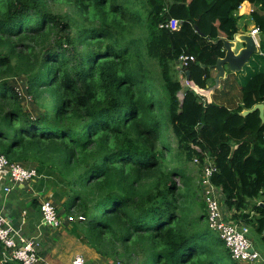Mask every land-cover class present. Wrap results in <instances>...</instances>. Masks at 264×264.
Returning a JSON list of instances; mask_svg holds the SVG:
<instances>
[{
	"label": "trees",
	"instance_id": "16d2710c",
	"mask_svg": "<svg viewBox=\"0 0 264 264\" xmlns=\"http://www.w3.org/2000/svg\"><path fill=\"white\" fill-rule=\"evenodd\" d=\"M247 1L264 35V0H0V154L62 189L69 234L111 264H237L209 226L208 160L232 219L264 244V122L243 115L264 104V40L212 102L178 69L194 56L190 81L207 90ZM171 19L178 31L161 27ZM20 76L37 117L11 83ZM0 264L23 263L0 241Z\"/></svg>",
	"mask_w": 264,
	"mask_h": 264
},
{
	"label": "built area",
	"instance_id": "2783aa9c",
	"mask_svg": "<svg viewBox=\"0 0 264 264\" xmlns=\"http://www.w3.org/2000/svg\"><path fill=\"white\" fill-rule=\"evenodd\" d=\"M180 26L181 22L177 19H171L161 25L162 28L171 31H178ZM260 32L257 27L251 31V35L254 36L259 49L261 48V40L258 39ZM191 62H195L194 56L182 55L179 58L178 69L181 71V82L183 86L191 88L196 94L204 98L203 90L198 88L192 81L187 80L185 75L186 68ZM180 96L182 97V95ZM195 149L199 150L197 147ZM195 162H198V159H195ZM215 171L216 168L213 162L208 160L202 167V176L199 182L210 228L225 242L232 259L237 264H259L264 262V255L256 249L250 236L251 226L245 222L232 219L234 211H230L226 206L222 189L213 185L212 176ZM3 172H8L16 185L32 182L39 176L36 168H27L22 164L12 163L7 157L0 154V173ZM11 191L12 188H4L6 193ZM261 204L262 202H258V205ZM40 211L46 226L55 229L61 227L62 218L51 201H44L41 204ZM67 219L69 222L74 221V218L70 216ZM79 220H84V217L80 216ZM0 241L4 246L6 257L11 260L19 261L23 264H38L42 259L39 254V245L34 240H27L21 237L20 233L11 226L5 227L0 224ZM85 263L86 260L82 255H77L72 261V264Z\"/></svg>",
	"mask_w": 264,
	"mask_h": 264
},
{
	"label": "crops",
	"instance_id": "0c3cea01",
	"mask_svg": "<svg viewBox=\"0 0 264 264\" xmlns=\"http://www.w3.org/2000/svg\"><path fill=\"white\" fill-rule=\"evenodd\" d=\"M244 4L247 6L243 13L241 9ZM254 9V5L248 1L241 5L239 9L240 19L238 23L242 22V24L238 25V34H251V31L256 28L251 19V13ZM260 38L264 39V35L261 34V32L258 36V39ZM243 46L244 45L241 47ZM230 73L231 72L226 66V77ZM217 74L218 71L213 69L212 76L214 78V83L211 84L209 88L215 86ZM180 76L181 73H179V78ZM222 80L224 79H221L220 85L217 89L221 88ZM201 90L204 91V89ZM216 90L210 92V100L205 96L204 98L207 101L212 102V97ZM5 187L12 188V191L10 193L4 192ZM60 191L63 192L62 189L51 182L50 178L45 176H38L32 182L16 185L12 181L8 172L0 173V224H4L3 226L5 227H13L20 233L21 237L27 240H34L39 245V254L42 258L40 262L45 264H49V262L50 264H72L74 258L80 254L77 253L69 259V240L74 244L75 242L72 239H69V230L66 231L63 226L65 224L69 225V223L72 225V222L68 221V215L62 207L64 200L60 199L58 196L59 194H57ZM44 201H51L57 206L56 208L62 218V225L60 228L55 229L44 224L40 211L41 204ZM258 202V200H255L252 203ZM229 213L232 214L230 211ZM67 229H69V226ZM253 231L255 230L252 229L251 234ZM72 237L73 236H71V238ZM258 238L260 242H257L255 238L254 242L257 247H259L260 252L264 255L262 238L260 236ZM76 241H78L80 246L84 248L81 253H86L89 256H92L96 264H111L107 259L101 257L95 251L91 252L92 250L89 247H86V245H82L78 239H76ZM259 264H264V262Z\"/></svg>",
	"mask_w": 264,
	"mask_h": 264
},
{
	"label": "water",
	"instance_id": "95a60500",
	"mask_svg": "<svg viewBox=\"0 0 264 264\" xmlns=\"http://www.w3.org/2000/svg\"><path fill=\"white\" fill-rule=\"evenodd\" d=\"M225 55L217 60L213 69L218 71L215 79V86L203 91V95L210 100V92L217 89L220 85L221 79L226 78V66L231 73L241 72L245 66H247L252 57L260 52V49L256 45V41L251 34H237L234 40L221 39ZM217 41L216 43H218ZM244 45L243 47H241ZM187 80H190V72L185 71ZM210 102V101H209ZM254 111L260 112V118L264 122V104H257L251 110H246L243 115L246 116Z\"/></svg>",
	"mask_w": 264,
	"mask_h": 264
},
{
	"label": "rangeland",
	"instance_id": "374dc122",
	"mask_svg": "<svg viewBox=\"0 0 264 264\" xmlns=\"http://www.w3.org/2000/svg\"><path fill=\"white\" fill-rule=\"evenodd\" d=\"M51 7L54 8L55 10H59V11L64 12V13H68L69 16H75L74 10H73V8H72L71 5L68 6V5L56 4V5H51ZM241 24H242V22L239 23V25H241ZM260 40H264V39H261L260 38ZM255 58L256 57H254L253 60ZM252 63H253V61H252ZM251 64L249 63V65L245 66L244 69L240 73H242V74L249 73L252 70V67H253V65H251ZM11 83L19 90V92L21 94L22 104H23L24 108L29 111L30 115H32L34 117H37L39 114H41L42 113V110L33 102V100L27 94V78L25 76H20L18 78H15V79L11 80ZM184 87H186V86H184ZM239 89L240 88H238V90ZM24 166L27 167L28 165H24ZM57 194L63 195V192L60 191ZM55 207H57V206L55 205ZM2 226H3V224H2ZM63 226H64V229L66 231H68V230H70L72 228V225L70 223H69V225L65 224ZM68 226H69V229H67ZM252 229L253 228L251 227V231H252ZM252 234H253V236H252ZM252 234H250V236L253 239V242H254V238L256 239L257 242H260L259 241V238H258L259 235L255 231H253ZM71 236L69 234V239H72L75 242V244L72 243L69 240V259L72 256H74L75 254L80 253L79 255H82V254L84 255V258L86 260V263L85 264H96V262H95V260H94V258L92 256H89L86 253H81L84 248L82 246H80L79 242L76 241L75 238H73V237L71 238ZM254 244H255V242H254ZM86 247H88V246H86ZM255 247H256V249L259 250V247H257L256 244H255ZM262 248L264 249V245L262 246ZM91 252H94V250H92ZM38 264H45V263L39 262ZM49 264H50V262H49ZM117 264H120V263H117Z\"/></svg>",
	"mask_w": 264,
	"mask_h": 264
},
{
	"label": "bare ground",
	"instance_id": "6f19581e",
	"mask_svg": "<svg viewBox=\"0 0 264 264\" xmlns=\"http://www.w3.org/2000/svg\"><path fill=\"white\" fill-rule=\"evenodd\" d=\"M243 10V7H242V9H241V11Z\"/></svg>",
	"mask_w": 264,
	"mask_h": 264
}]
</instances>
